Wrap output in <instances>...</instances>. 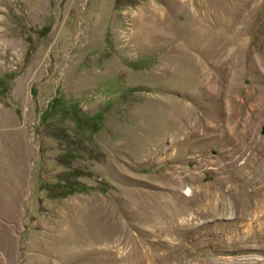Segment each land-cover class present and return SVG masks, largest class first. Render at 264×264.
<instances>
[{"label": "rangeland", "instance_id": "rangeland-1", "mask_svg": "<svg viewBox=\"0 0 264 264\" xmlns=\"http://www.w3.org/2000/svg\"><path fill=\"white\" fill-rule=\"evenodd\" d=\"M0 264H264V0H0Z\"/></svg>", "mask_w": 264, "mask_h": 264}, {"label": "bare ground", "instance_id": "bare-ground-1", "mask_svg": "<svg viewBox=\"0 0 264 264\" xmlns=\"http://www.w3.org/2000/svg\"><path fill=\"white\" fill-rule=\"evenodd\" d=\"M191 203V202H190ZM196 206H198L199 207V203L198 204H196ZM206 207H207V205H206ZM218 207V206H217ZM211 208V207H210ZM210 208H205V206L203 207L202 205L199 207V210H201L204 214H211V212L210 211H214V207L212 208L213 210H210ZM166 209V208H165ZM191 209V208H190ZM183 210V209H182ZM180 211V210H179ZM185 211V210H184ZM196 211V210H195ZM201 211H199V212H201ZM216 211V210H215ZM177 212V211H176ZM178 213H180V212H178ZM181 213H183V212H181ZM180 213V214H181ZM185 213V212H184ZM190 213V212H189ZM197 213V212H196ZM165 214V213H164ZM177 217V216H176ZM203 217V216H202Z\"/></svg>", "mask_w": 264, "mask_h": 264}]
</instances>
